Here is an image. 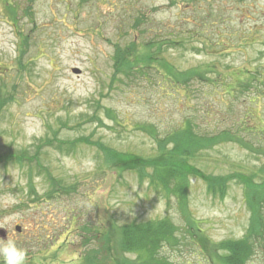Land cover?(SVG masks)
Returning <instances> with one entry per match:
<instances>
[{
  "label": "rangeland",
  "instance_id": "obj_1",
  "mask_svg": "<svg viewBox=\"0 0 264 264\" xmlns=\"http://www.w3.org/2000/svg\"><path fill=\"white\" fill-rule=\"evenodd\" d=\"M179 31L197 35L159 49V39H175ZM215 31L222 45L202 49L203 36L214 39ZM117 48L150 51L181 71L208 64L217 71L174 92L154 59L127 75L116 72ZM221 76L223 87L207 80ZM246 78L248 85L226 90ZM0 95L6 98L0 153L25 150L30 157L22 165L0 164V239L24 249L26 264H76L85 250L99 247L87 228L163 218L186 228L174 197L154 191L137 170L106 167L95 145L77 142L61 151L54 138L90 136L108 149L148 156L157 149L150 128L163 138L190 121L197 132L228 131V139L192 164L207 175L253 174L252 183L261 182L264 0H0ZM50 176L67 191L59 185L51 191ZM187 206L214 242L242 237L249 223L244 184L236 179L220 198L191 177ZM180 239L164 241L157 254L170 264H206L197 247ZM248 263L264 264V240Z\"/></svg>",
  "mask_w": 264,
  "mask_h": 264
},
{
  "label": "trees",
  "instance_id": "obj_2",
  "mask_svg": "<svg viewBox=\"0 0 264 264\" xmlns=\"http://www.w3.org/2000/svg\"><path fill=\"white\" fill-rule=\"evenodd\" d=\"M12 14V10L9 9ZM12 17L14 18L15 16ZM185 33V37L183 36ZM197 34L191 31H179L175 33V39L171 40V34L167 40L157 41V46L162 50L165 44L183 45L188 42V38H195ZM214 39L210 36H203L202 49L221 46L223 35L218 32L213 33ZM168 47V46H167ZM133 52L131 56V52ZM217 51V50H214ZM213 51V52H214ZM116 72L121 69L127 73L133 68L141 69L149 65L154 59L157 64L156 70L160 73L163 84L171 87L174 92H179L180 88L185 87L191 78H203V74L216 72L213 64L197 66L186 71L177 70L168 61L162 58L157 59L149 52H140L136 48L126 50L117 48L116 50ZM151 63V62H150ZM159 65V67H158ZM115 74H113V78ZM209 84L213 87L218 85L223 87L222 76L219 78H208ZM211 81V82H210ZM231 84V83H230ZM248 85L247 78L235 83L234 87L228 86L226 90H236ZM229 92V91H227ZM6 98L0 95V107L5 103ZM93 114L90 118H95ZM145 127V126H140ZM142 129V128H141ZM144 129V128H143ZM176 129V130H175ZM175 129L165 133L163 138H158L156 132L150 128L147 132L154 139L157 149L153 155L140 156L129 152H119L115 149L106 147L99 141H94L90 136H80L74 140H57L56 148L63 151H72L77 142L95 145L101 151L102 163L106 167H112L115 171L137 170L140 180L146 178L148 186L163 196L172 195L175 199L178 211L182 216L186 228L180 229L168 218L150 220L146 222H131L116 226H100L84 229V232H92L91 239L97 241L99 247H92L85 250L76 264H170L169 261L160 257L157 252L161 243L171 240V244L183 243L186 238L198 248L205 258L204 263L208 264H249V259L255 254L258 241L264 240V214L262 213L264 201V179L261 182L252 183L250 176L253 174H232L227 176H211L202 172L190 160L202 154L205 150L213 148L219 141L228 139V131L222 130L218 134L213 132H197L190 121H182ZM54 140L46 139L44 144L50 145ZM39 145H42L41 143ZM30 160L25 150L21 152L7 151L0 153V164L14 162L22 165ZM264 174V165L259 168ZM235 175V176H233ZM194 177L206 183L208 192L222 198L226 193L228 181L236 179L244 184L245 200L250 211L249 223L242 237L224 239L218 242L212 241L205 230L188 211L187 190L190 186V178ZM53 185H59V190L67 191V188L58 179L50 176ZM262 202V203H261ZM261 211V216L259 214ZM181 235V236H178ZM174 242V243H172ZM131 252L136 257L130 259L125 257L123 252ZM75 264V263H74Z\"/></svg>",
  "mask_w": 264,
  "mask_h": 264
},
{
  "label": "clouds",
  "instance_id": "obj_3",
  "mask_svg": "<svg viewBox=\"0 0 264 264\" xmlns=\"http://www.w3.org/2000/svg\"><path fill=\"white\" fill-rule=\"evenodd\" d=\"M0 227H3L0 225ZM0 259L2 264H26V251L19 248L12 239H0Z\"/></svg>",
  "mask_w": 264,
  "mask_h": 264
},
{
  "label": "water",
  "instance_id": "obj_4",
  "mask_svg": "<svg viewBox=\"0 0 264 264\" xmlns=\"http://www.w3.org/2000/svg\"><path fill=\"white\" fill-rule=\"evenodd\" d=\"M74 72L79 73L80 70L78 68L73 69ZM16 231H20L21 227L19 225L15 226ZM0 235H3V229L0 228Z\"/></svg>",
  "mask_w": 264,
  "mask_h": 264
}]
</instances>
